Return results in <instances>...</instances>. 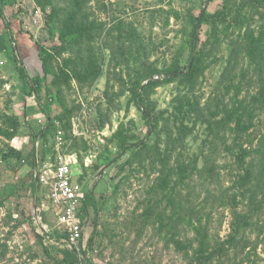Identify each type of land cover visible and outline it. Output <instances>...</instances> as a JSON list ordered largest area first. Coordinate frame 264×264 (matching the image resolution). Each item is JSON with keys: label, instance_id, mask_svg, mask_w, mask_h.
<instances>
[{"label": "rangeland", "instance_id": "374dc122", "mask_svg": "<svg viewBox=\"0 0 264 264\" xmlns=\"http://www.w3.org/2000/svg\"><path fill=\"white\" fill-rule=\"evenodd\" d=\"M0 8L49 52L46 81L35 52L25 79L0 24V264H56L42 230L61 227L41 179L59 154L90 193L78 249L91 264H264V0ZM202 10L223 16L201 27L189 75Z\"/></svg>", "mask_w": 264, "mask_h": 264}, {"label": "trees", "instance_id": "16d2710c", "mask_svg": "<svg viewBox=\"0 0 264 264\" xmlns=\"http://www.w3.org/2000/svg\"><path fill=\"white\" fill-rule=\"evenodd\" d=\"M219 16L222 17L223 15H221L220 13H217V15H211L208 14L206 12V10H202L196 17H194V23H193V29H192V35H191V40H190V45H191V59H190V64L187 66L186 68V73L189 75H193L196 73L197 71V67H198V63H199V55L196 54L197 51V46H198V42H199V34H200V30L201 27L206 24L207 22H209L212 18ZM0 24L4 25L5 27L7 26V28L10 30L11 33V39L12 41L15 43L16 46V51L18 54H20L18 56V60L20 62V65H22L20 67V70L22 72V75L26 78V69H25V65L30 62L31 65V52H35L36 54L38 53V60L40 63V73L37 75V80L39 82H44L47 79V75H48V56H49V52L44 48V46L42 44H40L38 41L33 40L31 35H24L21 33V30L19 29H15L16 32L13 33L12 29L9 25V23L6 24L4 17H3V12L0 8ZM1 27V28H4ZM5 33V31H3L1 35H3ZM178 71H171L168 72V78H172L175 74H178ZM45 84V83H44ZM31 90L36 93L37 88H36V84L31 83ZM46 93H49V87H47ZM135 98L136 101L138 103V105L141 107L144 118L146 120V123L148 125L149 131L151 132L154 126L153 123V117L150 114V111L144 106V102L142 100V95L140 91H137L135 93ZM149 135L146 134L145 138H147ZM133 146V144L128 145L127 148ZM18 161H22L21 157L18 159V157H15ZM23 162V161H22ZM32 166L34 167L35 164L32 161L31 162ZM83 174V173H82ZM81 178H83V175H81L80 177V181ZM90 193L86 192V197L85 200L83 201L82 207H81V220L83 218V212L86 213L87 212V207H88V203L90 200ZM96 228V227H95ZM61 233L57 234V235H50V238H54L56 240H60L62 237L66 236V233L64 231V229L61 227L60 228ZM41 239V238H40ZM42 241V239H41ZM44 241V240H43ZM42 241V243H44ZM94 242V238L92 237L91 240L89 241V245L92 248V244ZM50 246V247H49ZM52 248H62L59 250L60 256H55L52 254L51 249ZM44 252L46 254V256L48 258H51L54 262H56V264H78L79 263V257L76 253L75 250H71L67 247H63L61 245H56L53 243L48 242L47 244L45 243V247H43ZM83 253L86 255V252L83 251ZM86 262L88 264H91L89 262V260L87 259Z\"/></svg>", "mask_w": 264, "mask_h": 264}, {"label": "built area", "instance_id": "2783aa9c", "mask_svg": "<svg viewBox=\"0 0 264 264\" xmlns=\"http://www.w3.org/2000/svg\"><path fill=\"white\" fill-rule=\"evenodd\" d=\"M76 160L74 156L69 158L65 154H59L54 163L45 166L46 170L41 180L44 181L50 177L52 179L49 198L52 199L55 205L57 223L64 229L66 236L56 240L50 238L46 229L42 232L46 244L50 242L75 250L79 257L78 264H88L86 255L78 249L84 231V221L81 220L80 215L86 191H84V185L80 181L83 172L76 176L73 168L77 162Z\"/></svg>", "mask_w": 264, "mask_h": 264}, {"label": "water", "instance_id": "95a60500", "mask_svg": "<svg viewBox=\"0 0 264 264\" xmlns=\"http://www.w3.org/2000/svg\"><path fill=\"white\" fill-rule=\"evenodd\" d=\"M102 172V171H101ZM33 216L35 217L36 216V210H35V207H34V211H33Z\"/></svg>", "mask_w": 264, "mask_h": 264}, {"label": "crops", "instance_id": "0c3cea01", "mask_svg": "<svg viewBox=\"0 0 264 264\" xmlns=\"http://www.w3.org/2000/svg\"><path fill=\"white\" fill-rule=\"evenodd\" d=\"M32 53H33V52L30 53V55H31V59H33V54H32Z\"/></svg>", "mask_w": 264, "mask_h": 264}]
</instances>
